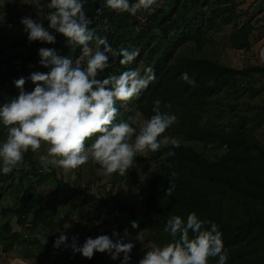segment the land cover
Returning <instances> with one entry per match:
<instances>
[{
	"label": "trees",
	"instance_id": "16d2710c",
	"mask_svg": "<svg viewBox=\"0 0 264 264\" xmlns=\"http://www.w3.org/2000/svg\"><path fill=\"white\" fill-rule=\"evenodd\" d=\"M214 3L217 5L211 7ZM244 3L245 0H157L151 10H140L136 16L109 11L103 0H85L84 8L93 20L90 27L98 34L106 35L113 48L139 50V55L129 65H121L117 57L105 75H118L127 68L143 74V69L148 66L156 74L140 96L130 100L133 108L117 105L118 119H123L122 113L129 117L137 111L148 118L153 114L152 105L157 98L162 102V111L168 109L177 116L176 122L161 133L170 141L160 149L167 160L152 171L143 212L140 214L134 204L121 202L113 196L110 198L113 203L110 212L118 208L126 213L129 227L131 220L138 219L139 228L135 231H154L164 243L172 240L163 231L171 215L186 217L188 213L196 212L199 217L218 225L227 249V264H264V139L254 129L264 114V107L252 115V119L244 115V120L234 125L226 122L223 115V94H234L248 77L264 76V63L238 68L221 60V52L227 47L251 50L252 37L256 35L254 31L264 26L253 24L249 18L243 23L240 21ZM251 14L256 13L252 11ZM105 24L109 26L107 32H104ZM231 25L229 46L219 48L212 31ZM20 43L28 53L19 52L20 65L0 74V81L4 76L13 77L12 87H5L0 92L4 103L17 95L15 79L24 76L25 88L31 90L33 84L27 79L29 74L48 71L38 63L39 47H54L58 54L68 55L74 61L82 54L80 46L68 45L62 34H57L54 45L38 41ZM182 72L194 77L195 86L179 78ZM6 85H9L8 81ZM168 100L172 101L170 105ZM247 120L256 123L254 127L248 126ZM173 140L178 142V147H173ZM200 145L203 150L198 147ZM208 149H220L222 154L210 158L205 152ZM26 159L32 162L34 156L25 154L24 161ZM142 159L136 156L134 162ZM29 164L31 168L28 170L21 166V173L27 176L38 173V182L41 183L54 179L56 192L62 185L71 192L75 191L57 176L55 169L45 171L42 166ZM38 167L43 171L39 172ZM15 171L16 168L7 175L0 174V182L15 179ZM170 185H174V190L168 196L165 190ZM44 199L39 188L32 186L24 190L15 207L6 211L20 215L32 213L34 227L42 222L52 226L54 216L47 206L41 204ZM208 227L210 224L205 225ZM192 235L189 232V236ZM147 249L133 252V260L140 258ZM216 259L210 257L209 264H215ZM85 264H119V260L97 252L91 259L86 258Z\"/></svg>",
	"mask_w": 264,
	"mask_h": 264
},
{
	"label": "clouds",
	"instance_id": "9594fccd",
	"mask_svg": "<svg viewBox=\"0 0 264 264\" xmlns=\"http://www.w3.org/2000/svg\"><path fill=\"white\" fill-rule=\"evenodd\" d=\"M20 2L32 5L36 11L35 17L20 18L22 31L30 43L54 45L57 34H62L68 45L80 46L83 63L81 59L74 61L68 55L58 54L54 47L37 49L38 63L48 71L29 74L31 90L25 88L24 76L15 79L18 94L0 104V126L7 131L0 139V174L7 175L26 162L25 153H37L43 142L48 147L38 160L45 171L49 166H58L68 172L92 162L105 174L123 176L135 166L134 157L138 154L146 149L155 152L162 143H168V137L161 133L176 122L177 116L168 109L162 111L158 98L153 101V114L143 121L138 131L128 120L118 119V103L123 105L139 97L156 74L151 66L144 68L143 74L133 68L118 75H105V72L117 57L121 65L131 64L139 55L138 49L113 48L106 35L90 27L93 20L85 11V0ZM103 3L109 11L136 16L140 10H151L157 0H103ZM42 11H46L43 16ZM108 28L105 24L104 32ZM259 56L264 60V49ZM179 78L189 85L196 84L187 72H182ZM172 145L179 146L175 140ZM173 190L174 185H170L165 194L171 196ZM129 223L131 228H139L138 219ZM208 224L210 227L205 228ZM163 231L172 240L151 243L136 260H133V249L137 242H143V236L137 233L135 240L127 238V229L123 234L113 229L111 234L87 236L83 243L75 235L69 242L67 234L60 232L53 240V247H70L73 253L87 259L97 252L105 253L112 260L118 259L119 264H209L210 257L217 258L215 264H227V249L218 225L196 212L186 217L171 215ZM189 232L193 234L191 237Z\"/></svg>",
	"mask_w": 264,
	"mask_h": 264
},
{
	"label": "rangeland",
	"instance_id": "374dc122",
	"mask_svg": "<svg viewBox=\"0 0 264 264\" xmlns=\"http://www.w3.org/2000/svg\"><path fill=\"white\" fill-rule=\"evenodd\" d=\"M243 1V0H239ZM242 5L243 15L239 18L243 23L248 18L252 23L260 26L264 25V0H245ZM214 3L211 7H215ZM211 7H208L209 9ZM255 15H252V11ZM41 16L46 14L42 11ZM22 16H36L35 8L30 4H22L20 0H0V74L6 70H12L19 66L21 58L17 54L21 51L28 53V49L20 42H27L26 33L22 31L23 25L20 22ZM233 25L213 30L212 33L219 43L229 46V34ZM258 29V28H257ZM256 35L252 37L253 45L249 51L234 50L230 47L221 52V60L224 64L238 68L248 65H261L264 63L259 56L261 49H264V26L262 29L254 31ZM83 63L82 54L77 58ZM9 85H6V82ZM13 77L4 76L0 81V92L5 87H12ZM18 94V89H17ZM225 112L223 113L226 122L233 125L240 122L242 116L246 115L252 119V115L263 110L264 107V76H251L245 79L244 84L232 95L223 94ZM4 100L0 95V104ZM126 109L133 108L130 101L120 105ZM123 119L128 120L134 128L139 130L146 119L140 112H134L129 117L122 113ZM241 117V118H240ZM244 120V119H242ZM256 123L247 120V125L254 127ZM260 138L264 139V114L254 127ZM7 134L6 129L0 126V139ZM161 136H163L161 134ZM90 141H86L89 143ZM168 143L170 141L168 140ZM168 143H162L160 148L153 152L145 150L143 154H138L142 160L134 162V167L130 168L123 176L118 174H105L98 164L89 162L77 169L65 172L63 169L49 166L57 171V176L70 184L75 191L63 185L56 192V181L50 179L47 182H38V173L30 176L21 173V166L30 169V163L41 166L38 160L40 154H46L48 145L42 142L37 153L31 151L25 153L34 156L31 162L26 159L16 167L15 179H8L0 182V261L2 264H85L86 258L80 253H73L70 247H53V240L59 236L60 232H65L69 238L78 236V242L83 243L87 236L95 237L101 233L111 234L115 229L123 234L128 230L127 238L135 240L137 233L143 236V242H137L133 252H139L148 248L151 243L164 244L161 238H157L154 231H135L129 227L127 214L119 209V214H112L109 208V200L113 196L116 200L128 204H134L141 214L144 210V203L148 196L152 181V171L163 165L167 158L160 152V149ZM203 150V146H198ZM210 158H216L222 154V150H205ZM37 186L39 192L45 196L41 204L48 207L54 216L52 226L41 223L39 226L32 225V213H8L6 210L15 207L19 202L24 190ZM95 196L93 199L89 196ZM21 220V221H20ZM7 225L10 227L8 230Z\"/></svg>",
	"mask_w": 264,
	"mask_h": 264
},
{
	"label": "built area",
	"instance_id": "2783aa9c",
	"mask_svg": "<svg viewBox=\"0 0 264 264\" xmlns=\"http://www.w3.org/2000/svg\"><path fill=\"white\" fill-rule=\"evenodd\" d=\"M39 171L41 172V171H43V169H39ZM109 205L113 206V203L110 200H109ZM112 214H119V210L117 208H115Z\"/></svg>",
	"mask_w": 264,
	"mask_h": 264
}]
</instances>
